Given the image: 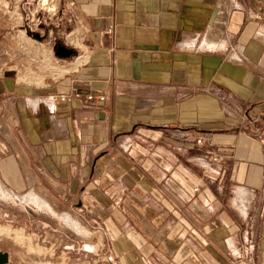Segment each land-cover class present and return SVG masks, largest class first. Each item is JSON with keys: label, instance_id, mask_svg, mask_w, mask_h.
Segmentation results:
<instances>
[{"label": "crops", "instance_id": "0c3cea01", "mask_svg": "<svg viewBox=\"0 0 264 264\" xmlns=\"http://www.w3.org/2000/svg\"><path fill=\"white\" fill-rule=\"evenodd\" d=\"M260 4L25 0L46 35H0L2 190L84 196L119 264H264Z\"/></svg>", "mask_w": 264, "mask_h": 264}, {"label": "rangeland", "instance_id": "374dc122", "mask_svg": "<svg viewBox=\"0 0 264 264\" xmlns=\"http://www.w3.org/2000/svg\"><path fill=\"white\" fill-rule=\"evenodd\" d=\"M24 1L0 0V19L21 24L1 27L0 35L45 37L37 21L41 11L33 5L24 7ZM5 188L15 202L0 198V254L7 257L3 264H119L111 249L115 236L103 231V218L89 211L84 196L50 186L47 196L35 191L42 201L34 203L29 192Z\"/></svg>", "mask_w": 264, "mask_h": 264}, {"label": "water", "instance_id": "95a60500", "mask_svg": "<svg viewBox=\"0 0 264 264\" xmlns=\"http://www.w3.org/2000/svg\"><path fill=\"white\" fill-rule=\"evenodd\" d=\"M39 34H35V37H38ZM55 55L59 57H70L74 51L72 48L67 47L65 44L58 43L54 48ZM7 257L4 254H0V264L6 263Z\"/></svg>", "mask_w": 264, "mask_h": 264}, {"label": "built area", "instance_id": "2783aa9c", "mask_svg": "<svg viewBox=\"0 0 264 264\" xmlns=\"http://www.w3.org/2000/svg\"><path fill=\"white\" fill-rule=\"evenodd\" d=\"M258 16H260V17H262V18L264 19V0H261V4H260V6H259V14H258ZM91 97H92V96L88 95V98H89V99H91ZM99 98L102 99L103 97L100 96ZM60 99L63 100L64 98L61 97ZM196 141H197L198 143L201 142L200 139H197Z\"/></svg>", "mask_w": 264, "mask_h": 264}, {"label": "bare ground", "instance_id": "6f19581e", "mask_svg": "<svg viewBox=\"0 0 264 264\" xmlns=\"http://www.w3.org/2000/svg\"><path fill=\"white\" fill-rule=\"evenodd\" d=\"M1 184H2V183H1ZM2 188H3V187H0V193L6 196L7 194H5V192L2 190ZM31 194H32V193H31ZM32 195H33V194H32ZM35 195H36V194H35ZM8 196H9V194H8ZM8 196H7V197H8ZM33 196H34V195H33ZM9 198H10V196H9ZM9 198H8V199H9ZM31 198H33V197H31ZM4 199H5V198H4ZM8 199H6V200H8ZM11 199H12V198H11ZM36 199H37V197H36ZM39 199H40V198H39ZM36 201H37V200H36ZM34 203H35V202H34ZM38 203H40V202H38ZM37 205H38V204H37ZM39 206H40V204H39ZM44 206H45V205H44ZM41 208H42V207H41ZM47 208H48V207H47Z\"/></svg>", "mask_w": 264, "mask_h": 264}]
</instances>
